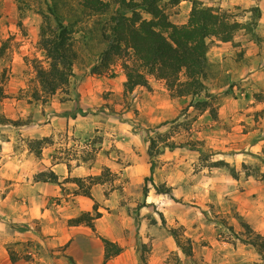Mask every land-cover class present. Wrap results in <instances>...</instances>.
Wrapping results in <instances>:
<instances>
[{
  "label": "rangeland",
  "instance_id": "obj_1",
  "mask_svg": "<svg viewBox=\"0 0 264 264\" xmlns=\"http://www.w3.org/2000/svg\"><path fill=\"white\" fill-rule=\"evenodd\" d=\"M109 1L112 10L117 4ZM200 1L240 22L258 6L256 30L264 35V0ZM58 3L64 10L76 0ZM161 5L171 22L187 21L191 0H163ZM37 9L38 0H0V46L5 47L0 57V108L5 102L7 110L13 106L7 115L0 112V121L24 125L34 117L40 123L61 118L51 125L54 135L19 141L30 148L33 140L44 139L38 152L32 150L37 159H46L40 149L48 147V160L66 165L63 177L49 169L31 177L60 186L62 196L53 197L64 200L58 212L74 217L88 213L95 217L93 222L99 218V233L94 224V229L87 227L122 247L110 264L260 263L256 247L246 240L256 233L264 236V40L256 43L242 31L235 33L238 45L209 39V47L220 48L214 55L217 61H209V96L202 92L198 97L207 98L210 109H198L189 105L196 98L171 95L161 79L150 77L148 87L123 92L119 58L102 73H90L104 44L98 33L86 44L82 33L98 31L107 14H89L73 34V77L47 96L40 91L35 69L48 64L39 41ZM73 167L80 175L71 173ZM94 176H99L97 183L90 179ZM74 178L81 180L80 186ZM86 188L91 197L82 193ZM7 208L12 210L0 206ZM31 226L37 231L38 221L32 220ZM175 236L189 242L190 258ZM33 241L9 238L3 248L23 261L45 255L49 264H72L65 255L67 244L44 251Z\"/></svg>",
  "mask_w": 264,
  "mask_h": 264
},
{
  "label": "trees",
  "instance_id": "obj_2",
  "mask_svg": "<svg viewBox=\"0 0 264 264\" xmlns=\"http://www.w3.org/2000/svg\"><path fill=\"white\" fill-rule=\"evenodd\" d=\"M20 1V0H18ZM163 0H115L117 6L110 10L109 0H76L75 6L62 9L58 0H38L37 13L41 17L39 41L48 58L47 66H35L40 91L44 95H52L67 85L73 77L72 66L77 57L74 48L73 34L76 25L85 16L91 14H107L99 23L98 31L85 29L82 33L84 43H88L94 33H98L104 48L96 54L90 64V73L100 74L114 59H121L124 72L122 91L130 92L136 86H149V78L161 79L171 95L177 97L190 96L198 109H210L207 98H198L203 92L206 97L205 80L208 78L210 62L207 58L209 39L215 37L222 42L235 41V33L242 31L256 43L264 40L256 28L261 11L258 6L251 7L250 16L240 22L222 11L219 7L204 5L200 0H191V7L185 23L176 24L168 19L161 5ZM178 3L181 0H170ZM66 4V0H63ZM143 14H146L145 17ZM5 47L0 46V57ZM38 93L35 97L39 98ZM44 139L33 140L30 148L39 151ZM52 179H56L51 174ZM80 184L79 178H74ZM97 183L99 176L90 177ZM79 182V183H78ZM82 184V183H81ZM80 186V185H79ZM88 188V187H87ZM82 193L91 197L88 189ZM88 213H81L67 220L69 225L86 224L94 229L93 219ZM174 235V231H171ZM101 264L122 251V247L105 237ZM175 240L186 258L192 256L189 242ZM256 247L261 262L264 264V236L256 233L246 240ZM12 262L17 257L9 252ZM69 260L75 264L71 257Z\"/></svg>",
  "mask_w": 264,
  "mask_h": 264
},
{
  "label": "crops",
  "instance_id": "obj_3",
  "mask_svg": "<svg viewBox=\"0 0 264 264\" xmlns=\"http://www.w3.org/2000/svg\"><path fill=\"white\" fill-rule=\"evenodd\" d=\"M217 48L220 46L208 48L207 58L209 61H217L214 56L217 55ZM259 73L261 71L258 70L253 75L258 77ZM81 92L82 95L85 93L83 90ZM6 105L5 102V106L0 108V112L6 114L9 110H13L12 104H9L8 110ZM35 119L34 117L30 123L24 125H12L0 121V206L6 205L12 209L9 211L7 208L9 212L5 209L0 210V264L50 263L45 255H38L37 258L33 255L34 260L30 261L16 259L12 262L7 250L5 247L3 248V243L7 242L9 238L20 240L32 238L34 239V246L39 243L43 246L44 251H47L49 247L57 248L67 244L64 249L65 255L73 258L77 264H100L104 249L99 235L93 234V231L83 223L69 225L67 219L74 217V214L64 216L58 212L61 202H64L63 199L60 201L56 199L62 196L60 186L31 178L37 170L41 169H49L58 177H63L61 176L63 173L68 174L63 162L48 160L52 155V151H48L50 148L42 147L40 149L43 157H46L42 161L33 154V149L19 142L20 140L23 141L22 137L29 136L32 139L54 135L55 132L51 125L62 121L61 118H57L55 123H40ZM41 161L44 164H41ZM71 173L80 175V169L73 167ZM22 180L27 183L22 184ZM83 199L84 197H76L78 201H84ZM48 202L51 204H47ZM32 220L38 221L39 229L37 231L32 229ZM99 221L100 219L96 218L93 222L97 232ZM8 222L15 224L14 227H10ZM4 237L6 239H3ZM102 237L104 236L102 235ZM111 241L116 242L115 239ZM118 255L114 257H118ZM63 258L59 259L61 263H64ZM112 258L105 264H110Z\"/></svg>",
  "mask_w": 264,
  "mask_h": 264
}]
</instances>
